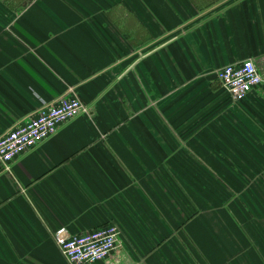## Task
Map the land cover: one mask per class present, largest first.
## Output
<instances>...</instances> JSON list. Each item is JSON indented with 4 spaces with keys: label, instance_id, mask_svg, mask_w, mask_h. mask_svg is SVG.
<instances>
[{
    "label": "crops",
    "instance_id": "1",
    "mask_svg": "<svg viewBox=\"0 0 264 264\" xmlns=\"http://www.w3.org/2000/svg\"><path fill=\"white\" fill-rule=\"evenodd\" d=\"M61 97L86 112L0 167V264L108 225L119 264H264V0H0V135Z\"/></svg>",
    "mask_w": 264,
    "mask_h": 264
},
{
    "label": "built area",
    "instance_id": "2",
    "mask_svg": "<svg viewBox=\"0 0 264 264\" xmlns=\"http://www.w3.org/2000/svg\"><path fill=\"white\" fill-rule=\"evenodd\" d=\"M216 79L234 101L243 100L263 82L252 60L222 67L216 72ZM85 112L86 107L76 97H61L54 102L40 101L35 115L0 135V167L8 170L17 157ZM53 239L69 264H99L110 259H115L112 264H119L115 256L121 246L120 231L115 225L75 235L60 228L53 233Z\"/></svg>",
    "mask_w": 264,
    "mask_h": 264
}]
</instances>
